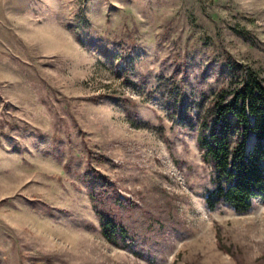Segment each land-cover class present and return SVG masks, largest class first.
<instances>
[{"label":"rangeland","instance_id":"rangeland-1","mask_svg":"<svg viewBox=\"0 0 264 264\" xmlns=\"http://www.w3.org/2000/svg\"><path fill=\"white\" fill-rule=\"evenodd\" d=\"M237 63L264 84V0H0V264H264V195L203 197L198 120Z\"/></svg>","mask_w":264,"mask_h":264},{"label":"trees","instance_id":"trees-1","mask_svg":"<svg viewBox=\"0 0 264 264\" xmlns=\"http://www.w3.org/2000/svg\"><path fill=\"white\" fill-rule=\"evenodd\" d=\"M235 67L242 71L241 81L233 91L217 93L198 120L196 143L210 166L211 187L203 195L206 207L215 211L225 206L246 214L253 209L254 200L264 195V84L249 66L237 63ZM181 93L180 84L172 79L168 92L172 113L182 100ZM228 94L232 95L230 100L226 99ZM250 134L257 140L253 150L247 149ZM101 179L109 178L102 175ZM97 195L103 196L105 191ZM91 196L96 200L95 193ZM97 213L101 233L108 241L119 244L122 239L137 256L147 257L135 248L134 235L107 210L104 201L98 203Z\"/></svg>","mask_w":264,"mask_h":264},{"label":"bare ground","instance_id":"bare-ground-1","mask_svg":"<svg viewBox=\"0 0 264 264\" xmlns=\"http://www.w3.org/2000/svg\"><path fill=\"white\" fill-rule=\"evenodd\" d=\"M251 137H252V139L254 140V135H253V134H251Z\"/></svg>","mask_w":264,"mask_h":264}]
</instances>
